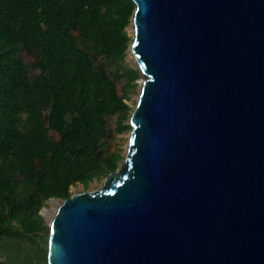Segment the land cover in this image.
<instances>
[{
	"label": "water",
	"instance_id": "1",
	"mask_svg": "<svg viewBox=\"0 0 264 264\" xmlns=\"http://www.w3.org/2000/svg\"><path fill=\"white\" fill-rule=\"evenodd\" d=\"M131 2L125 155L41 208L46 264H264V0Z\"/></svg>",
	"mask_w": 264,
	"mask_h": 264
},
{
	"label": "trees",
	"instance_id": "2",
	"mask_svg": "<svg viewBox=\"0 0 264 264\" xmlns=\"http://www.w3.org/2000/svg\"><path fill=\"white\" fill-rule=\"evenodd\" d=\"M133 9L131 0H0L1 239L47 230L39 215L47 200L117 169L108 120L129 129L131 108L117 91L123 74L98 58L123 60ZM137 73L124 72L125 87Z\"/></svg>",
	"mask_w": 264,
	"mask_h": 264
},
{
	"label": "rangeland",
	"instance_id": "3",
	"mask_svg": "<svg viewBox=\"0 0 264 264\" xmlns=\"http://www.w3.org/2000/svg\"><path fill=\"white\" fill-rule=\"evenodd\" d=\"M128 31V36L131 38L132 35L130 33V27L126 28V32ZM131 55V54H130ZM129 52L126 50L125 56L122 61L117 63H108L107 60L103 58H98L100 62L105 63L109 70L113 73V75L121 76L123 74L124 77H121L117 80L116 86L119 95H123L126 92V96L128 100L125 102L129 105L130 108L135 104V99L138 95L139 87L137 85V81L141 79L143 76L137 73L138 79L134 82V88L125 87V84L128 80V76L124 75L126 70H137L136 63L132 57L130 56ZM21 58L26 63H32L34 61V57L25 51L20 54ZM138 71V70H137ZM125 88V90L123 89ZM124 124H128L125 122ZM108 125L112 131V138L107 141L108 147L107 152L108 154L118 151L121 154V161L119 164L122 163L123 156L125 155V150L128 142L129 136V129L127 130H118V123L117 117L113 116L109 118ZM49 134L56 139L57 135L55 132L50 131ZM105 177L95 178L93 179L86 187L82 184L77 183L70 187L69 192L70 194L82 193V192H90L94 191L99 188L103 182ZM42 208H47V210H52L53 204L49 202H45ZM44 221V220H43ZM44 225L46 222L44 221ZM47 236H48V229L44 231L37 232L34 235L27 236L26 238L22 239H7V238H0V261L6 262L8 264H44L46 258V249H47Z\"/></svg>",
	"mask_w": 264,
	"mask_h": 264
},
{
	"label": "bare ground",
	"instance_id": "4",
	"mask_svg": "<svg viewBox=\"0 0 264 264\" xmlns=\"http://www.w3.org/2000/svg\"><path fill=\"white\" fill-rule=\"evenodd\" d=\"M130 32H132V27H130ZM131 53L129 52V55ZM131 56V55H130ZM56 207V203H53V208L54 209ZM45 214H46V217L49 219L51 216H52V210H45Z\"/></svg>",
	"mask_w": 264,
	"mask_h": 264
}]
</instances>
